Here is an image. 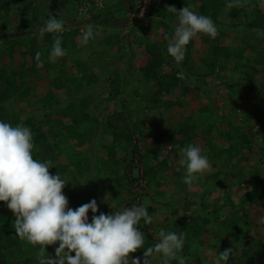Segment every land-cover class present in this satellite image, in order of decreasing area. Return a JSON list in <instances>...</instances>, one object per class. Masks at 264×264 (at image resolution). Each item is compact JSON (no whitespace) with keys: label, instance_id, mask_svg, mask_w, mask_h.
<instances>
[{"label":"trees","instance_id":"obj_1","mask_svg":"<svg viewBox=\"0 0 264 264\" xmlns=\"http://www.w3.org/2000/svg\"><path fill=\"white\" fill-rule=\"evenodd\" d=\"M16 1L22 2L26 8V14L10 16L14 10L11 0H0V27L7 25L6 23L9 21L14 23L19 21L18 24L23 25L27 16L34 22V27L20 32L0 34V41H2L0 43V119L13 125L24 123L32 128L34 157L43 161H52L55 165L49 171L53 174L60 172L65 180H69L62 189L69 199V206L76 208L84 204V202L76 203L75 198L77 196L69 191L68 184L74 176L81 178L86 171L92 169V162L83 163L76 152L66 147L67 144L72 139L77 141L79 145H85L88 142L93 144L100 135H110L112 137L110 142H103L101 145L107 150V161L104 160L105 165L102 171L106 176L101 180V183H109L110 181L108 196L100 197L103 212L107 213L111 201L123 197L125 189H130L140 179H144L145 186L142 193L136 192L135 194L139 200L146 191V196L151 199V203L147 202L148 205L146 206L149 207V214L153 218L161 210L166 213L165 216L174 215L178 230L184 233L186 243L196 241L208 231L214 232L219 237L215 244L210 245V248H216V253L209 254L207 251H201L199 255L194 254L198 260L197 264H204L206 260L214 263L215 254H220L226 245L234 247V255H230L229 264H264V240L259 237H248L249 209L253 205V199L264 198V185L258 184L242 194L218 190L217 196H213V192L221 185L223 177L234 173L237 161L239 159L249 160V156L245 153L252 151L253 144L258 141L261 142L258 147L264 151V99H255L256 108L249 114L248 120H251V125L247 132L242 128L240 134L234 136L227 145L217 147L210 141L212 150L217 154L220 153L222 162L216 169L203 175L204 178L197 183L201 187H197L194 195L190 194L188 184L181 183V191L184 193L181 207L183 214H178L179 209L174 208L167 215L168 210L163 209L159 204L160 198L166 195V191L161 187L166 184L168 175H171L167 173V170L176 166L179 148L191 142L199 134L197 133L199 122L196 117L171 124L164 111L171 112L175 106L176 108L182 107L184 103L182 97L187 96V90L192 85L188 80V74L193 73L197 81H202L206 85L209 77L210 79L222 78L220 66H227V64L232 63L230 62L232 59L234 64L232 68L237 73L238 78L235 82H229L228 87L240 88L242 82L246 80L252 82L246 72V65L240 61L246 52H248L246 56L247 65L251 63L252 69L256 67H253L254 64L258 65L264 71V44L260 46L254 42L251 33H264V5L258 0H248L245 7H232L229 0H200L201 4L197 6L199 13L211 17L214 22H219L221 13L226 10L233 27L236 29L232 43L227 45L219 42L221 35L227 34L220 30L214 39L205 37L201 33L197 36L199 42L192 40L187 45L184 60L179 64L169 66V63L172 60L175 62V60L167 53V37H170L174 32L177 18L173 13L170 14L171 16H164L154 4H152L148 18H152L154 14L157 15L160 18L159 22L164 25V30L161 33H155L154 40H151L150 31H148L150 27H153L151 23L146 22L140 26L133 24L137 19L135 14L136 0L116 1L111 8L95 9L94 13L88 14L89 16L82 15L80 18H70L67 14L60 12L64 10L63 0H41L43 5L41 12L38 10L37 0ZM178 3L179 9L185 6V2L179 1ZM56 8H60V11ZM72 11L74 10L72 9L71 13ZM50 13L55 14L58 19L65 22L62 33L63 46L67 54H70L69 62L75 71L70 76L67 70L69 64L64 62L67 54L64 57L50 60V51L55 34L45 33L42 38L38 35L39 28L43 26ZM115 14H120L116 22ZM21 18L23 19L21 20ZM110 19L114 20L115 27L119 24L129 26L128 32L131 36L137 31H142L145 35V38L139 40L138 43L141 47L136 58L137 70L141 72V77L145 83L149 86L152 84L154 90L147 93V88H145L146 92L140 93L145 104V106L137 108L143 110L141 117L129 118L130 116L126 114L125 109L114 106V109L104 117V122H102V112L99 111L98 115L94 114L91 106L94 105L98 109L102 107L100 105L105 104L96 102L92 96L94 91L87 92L85 90L86 86H91L101 79L100 74L95 70L97 65L99 66V64H95L98 57L94 56L100 51L92 50L89 46L91 40L84 44L81 42L82 39L78 37L81 36V27H86L87 24L91 23L97 25L96 28L99 30L98 26L101 24L110 25ZM29 35H32V38L28 37L24 44L22 40ZM262 38L264 39V34ZM38 39H42L46 43L38 44ZM136 39H133L131 44L136 43ZM105 41L108 52L118 50L127 55L130 51L122 34H110L106 36ZM21 44H24L25 47L21 54L27 52L31 56V61L28 60L22 64H32V61L33 63L37 61L36 53L39 52L41 54L40 60L43 61L44 75L48 76L50 85L46 94L37 100L38 103L42 104L44 112L40 115L28 112L24 118L22 117L25 111L23 105H20L17 110H11L7 104L19 99L25 102L24 99L34 92L33 86L24 79L27 70H24V67L15 69L12 60L8 64H4L1 58L2 55L6 54L14 60L13 55L16 52V47ZM85 49H87V54H83ZM201 49L205 51L211 49L212 55L215 57L210 60L202 56L201 68L192 72L193 64L190 62L194 54ZM104 81L110 87L106 99L114 100L120 94L122 77L118 71H112L104 78ZM176 89H180V94L175 99L168 98L167 96L172 95ZM57 90L59 92H56ZM162 96L166 99L161 100L160 97ZM64 102L66 103L63 104ZM144 107L148 108L147 112H145ZM212 109L211 104L206 103L199 111L211 113ZM50 113H57L58 116L51 118L49 117ZM227 117L223 116L224 119H228ZM151 120L155 121V127L159 130L154 137L158 145L153 147L149 146L146 139V136H150L147 128ZM203 125L207 131L213 130V124L209 122V119L204 120ZM254 126H257L255 130H253ZM162 142H166L165 144L169 149L168 155H164L159 146ZM169 145L172 147L170 148ZM94 147L96 148L95 145ZM135 155L140 158L142 172L132 175V173H126V169L128 168V172L133 169L132 164ZM62 156H66L69 162H63ZM107 163L111 165H107ZM71 165L74 168H71ZM253 173H258L257 167H254ZM170 198L169 196L165 201L167 205L170 204ZM153 202L156 204H152ZM14 224V213L6 206V202L0 201V264H38L36 255L39 246H33L21 240L15 232ZM168 225L164 226L166 232L171 231ZM139 227L141 231L145 232L148 227L154 228V225L153 223L143 224ZM155 243L148 236L143 250ZM56 246H58V242ZM189 246L187 245L184 249L188 250ZM143 250L137 249L130 256L140 257L142 262ZM175 263L173 261V264Z\"/></svg>","mask_w":264,"mask_h":264},{"label":"rangeland","instance_id":"obj_2","mask_svg":"<svg viewBox=\"0 0 264 264\" xmlns=\"http://www.w3.org/2000/svg\"><path fill=\"white\" fill-rule=\"evenodd\" d=\"M63 9L60 11V8H56L58 11L63 12L64 14H67L70 18H80L83 14L79 12V2L78 0H63ZM123 2L124 0H102V6L100 8H111L112 4L114 2ZM139 1V0H138ZM179 1L185 2L184 5H188L190 7H193L195 11L199 12L197 9V6L201 4L200 0H152V4L156 5V8L159 9L164 16H171L172 13L167 11L168 6H175L177 9H179ZM261 2V4L264 5V0H258ZM41 0H37L36 4H38V10L41 12L43 10V5L41 4ZM138 3V2H137ZM13 13L12 15H25L26 14V8L22 5V2L11 0ZM54 9V10H56ZM72 11L71 13V10ZM97 9L95 3L92 4L91 9L88 10L87 14L83 16H89L88 14L94 13ZM70 10V11H69ZM222 10V9H221ZM171 14V15H170ZM120 14H115V22L117 20V17ZM149 16L141 17L140 20L138 18L135 20L136 22L133 23L136 26H140L144 23H151L153 27H150L148 31H150V38L151 40H154L155 33H161L164 30V25L159 22L160 18L157 15H153L152 18H148ZM19 18V17H18ZM23 18H21L22 20ZM176 19V18H175ZM172 19V20H175ZM25 22H23V25L17 21V23L14 22H7V25H4L0 27V34H6L10 32H20L24 31L25 29H30L34 27V22L27 16V19H24ZM111 24L114 23V20H109ZM217 27L218 31L226 32V35H221L219 38V42L221 44H231L232 38L234 37L236 33V29L233 27L231 18L228 17V14L226 10L221 13L219 17V22H214ZM110 25H104L101 24L98 26L99 30L97 33V37L95 39H92L89 42V46L92 48V50L100 51L94 56L97 58L95 60V64L97 67L95 70L100 74L101 79L94 83L91 86H86L85 90L88 91H94V95H92L97 103H103L105 105L101 108H96L94 105L91 106L92 111L94 114L98 115L99 111L102 112L101 120L104 122V117L112 111L115 107H118L119 109H125L126 114H129V118H137L141 117L143 110L137 109L138 107L145 106L143 99L140 95L142 92H146L145 88H147V93L151 92V90H154L152 84L149 86V84L145 83L143 78L141 77V72L137 70L138 65L136 63V58L139 52V48L141 47L139 43V40H143L145 38V35L142 33V31H137L133 36L128 32L129 26H124L122 24H119L117 27L114 26V24ZM97 27V25H95ZM85 27H81V36H79V39H82L83 41V31ZM251 32V31H250ZM122 34L123 39L126 41L128 45V49L130 50L127 55H124L122 52L118 50H113L111 52H108L107 45L105 38L106 36L110 34ZM252 33V40L262 46L264 44V39L262 38L263 34L262 32H251ZM205 37H209L206 34H203ZM28 37L32 38V35L26 36L22 42H26V39ZM219 37V36H218ZM136 39V43L131 44L133 39ZM195 42H199L198 38L193 39ZM21 42V43H22ZM38 44H45L42 39L37 40ZM24 44H21L20 46L17 45L16 52L13 55V59H11L8 55H2V62L4 64H8L10 60L14 62V68L15 69H21L24 67V70H27L26 76H24V79L28 80V82L33 86V91L30 96H28L25 102H22L23 100L19 99L14 102H11L7 104V107L11 110H17L20 105H23L24 112L22 117H26V114L28 112H31L32 114L40 115L44 112V109L42 107L41 103H38L37 100L39 97H42L46 94L48 91L50 85H49V78L47 75H44V70L42 65L37 66V61H32V64H22V62L31 61V56L26 52L21 54V51H24L25 47ZM131 44V46H130ZM84 50L83 54H87ZM212 50L208 49L205 51L204 49H201L199 52L195 53L193 56L192 61L190 62L192 65V72H196L201 68V57L205 56L208 59H213L215 56L212 55ZM95 52V53H96ZM101 53V54H100ZM93 54V53H90ZM245 56H243L240 61L246 65V72L248 73V76H250L249 80H246L240 84V88H229L228 84L229 82H235L238 78L237 73L233 71L232 68L233 61L232 59L227 64V66L221 65V74L223 75L222 78H208V82L203 84L202 81H197L196 77L193 75V73L189 77V82L192 84L189 86V89L187 90V96L182 97L184 99V103L182 107H177L170 111H164L165 116L168 117V120L171 124H177L180 121L183 120H189L191 118L196 117L197 121L199 122V126L197 128V133L195 138L189 143H195L198 144L204 149V152L206 155H208L211 168L209 171H212L217 168L218 165L221 164L220 159V153H216L212 150V147L210 146V141L213 142L217 147L222 145H227L234 136L237 134H240V130L245 129L247 132L251 125V120L249 119V114L251 111H253L256 107L254 101L255 99H264V71L263 68L259 67L258 65L254 69L251 67V63H246L248 52L244 53ZM69 56L70 54H67V57L64 59V62L69 64V76L73 72L75 73L73 67H71V63L69 62ZM94 58V57H93ZM95 59V58H94ZM63 62V61H60ZM59 63V62H58ZM172 64H177L173 60L169 63V66ZM250 66V67H249ZM135 67V68H134ZM240 68V67H239ZM242 68V67H241ZM112 71H118L119 75L122 77L123 81L121 83V89L120 94L117 98L114 100H107L106 97H108V92L110 90V87L105 83L104 78L109 75ZM55 74V73H54ZM253 85H250L252 84ZM200 85V86H199ZM1 86V85H0ZM137 91V93H136ZM180 89H176L172 95L167 96L168 98L175 99L179 93ZM56 92H59L57 90ZM161 100L166 99V97L162 96L160 97ZM64 102L63 104H65ZM206 103L211 104L212 106V112H206V111H199L202 106ZM94 104V102H93ZM145 112L148 111V108L144 107ZM57 113H50L49 117H57ZM224 117H227L228 119H224ZM209 119V122L213 124V130L211 132L207 131L205 126L203 125V121ZM43 120V117H42ZM156 123L154 120H151L148 124L147 131L150 133V136H146V139L148 141L149 146H157L158 144L154 140V137L158 134V128L155 127ZM241 127V128H239ZM257 126L253 127V130H255ZM87 130V128H85ZM112 137L100 135L97 140L94 141L93 144H90V142L86 143L85 145H79L77 141L70 140L69 144H67V148H69L71 151L76 152L82 159L83 163L92 162V169L86 171V173L83 174L81 178H78V176H74L72 181L68 184L69 185V191L73 194H76V203H87L90 202L91 199L95 198L98 203V212L97 215L100 212H103L102 210V202L100 201V197L108 196L109 190H110V181L109 183H101V180H103L106 176L102 173L103 167L105 165V161L107 158V150L102 147L101 145L104 143L110 142ZM136 142V140H135ZM166 142H162L159 144L161 149L163 150L164 155H168L169 149L167 148ZM261 142H257L253 144V149L247 154L249 156V160L247 159H239L236 163L235 171L234 173L227 174L223 177L221 185H219L218 189L213 192V196H217L218 190H225V191H232L235 193H245L251 188H254L258 184L264 185V151H262L258 146ZM186 144V145H187ZM96 146V148L94 147ZM185 145V146H186ZM184 147L181 146L179 148L176 160H178L182 153L180 152V149ZM247 152V151H246ZM223 155V154H222ZM123 156V155H121ZM63 162H69L68 158L66 156H62ZM105 160V161H104ZM107 165H111L110 163H107ZM107 167V166H106ZM105 167V168H106ZM133 169L131 171H127L126 173H132V175L141 174L142 172V164L140 161V158L135 155L134 162L132 164ZM254 167L258 168V173H253ZM71 168H74L73 165H71ZM249 169V170H248ZM169 177L166 179V184H164L161 188L166 191V195L162 196L160 198L159 204L163 209L168 210V214L171 213L172 209L177 208L179 209L178 214H183L182 212V205H183V195L184 193L181 191V183L183 182L180 178V172L177 169V166H175L172 169L167 170ZM204 177H199L195 182H193L190 186V194L194 195L197 187L200 186L199 183ZM195 184V185H194ZM145 186V180L140 179L136 184H134L130 189L124 190L123 197L119 199H115L111 201L110 205H116L118 207L125 206L130 207L133 203H141L145 206L148 205V203H151V199L146 196V191L143 193V196L141 199L138 200V197H136V192L139 194L142 193L143 188ZM201 187V186H200ZM206 187L204 186V189ZM145 196V197H144ZM171 197L170 204L167 205L165 203L166 199ZM238 199V197H235ZM253 205L250 206L249 209V215L248 220L250 222L249 224V233L248 237L250 238H262L264 240V198L263 199H253ZM148 202V203H147ZM152 204H156V202H153ZM108 206V211L113 212L116 209L114 207ZM89 219H91L93 213L91 210H89ZM166 213H164L163 210H161L152 220V223L154 225V228L148 227L147 230L144 232L147 238L150 236L151 240L153 242H158L159 239V232L161 229L165 231L164 226L166 224H169L171 231L172 230H178V225L175 222L174 215L165 216ZM191 218V217H188ZM187 218V219H188ZM143 225V223H141ZM182 232V231H181ZM183 233V232H182ZM219 240V237H217L214 232H205L201 237L197 238L196 241L191 242L188 241L187 243H184L183 247V255L185 256L186 260L188 261V264H197L198 260L194 257V254L199 255V252L201 251H207L209 254L216 253V248H210V245L215 244ZM187 245H190L188 247V250H185L184 248L187 247ZM227 246V245H226ZM224 246V249L229 248V246ZM55 247L56 245H49L46 249L47 252L54 256L55 255ZM143 250V248H139ZM146 249V248H145ZM143 250V252L145 251ZM216 255V256H215ZM215 258L219 256L220 254H215ZM210 256V255H209ZM215 258L214 263L212 261L206 260L204 264H215ZM161 257L158 254H154L153 257H151L152 264H159ZM203 260V259H202ZM203 262V261H202ZM176 264V263H175Z\"/></svg>","mask_w":264,"mask_h":264},{"label":"clouds","instance_id":"obj_3","mask_svg":"<svg viewBox=\"0 0 264 264\" xmlns=\"http://www.w3.org/2000/svg\"><path fill=\"white\" fill-rule=\"evenodd\" d=\"M137 1L135 14L140 20ZM247 3L248 0H229L232 7H245ZM167 11L177 18L174 32L167 37V53L177 64L184 60L187 45L199 34L212 39L217 36L218 27L213 19L193 7L185 5L177 9L170 5ZM64 28L65 22L52 13L39 28L41 38L45 33L55 34L50 60L67 54L63 46ZM97 33L95 25L87 24L82 43L95 39ZM40 55L36 53L37 66L43 64ZM33 149L34 133L30 126L13 125L0 119V201L6 202L14 213V228L20 239L39 246L38 264H152L154 254L161 257L159 264H173V261L188 264L183 255L185 235L174 230L161 229L158 242L147 246L143 252L142 262L140 257H131V253L145 246V233L139 226L152 223L149 207L140 203L130 207L109 204L116 210L97 215L99 206L95 198L76 208L70 207L69 199L62 191L69 180H65L60 172L51 173L49 169L55 164L35 158ZM180 152L182 155L175 165L185 184L191 185L210 170L209 157L200 145L189 143ZM89 210L93 213L91 219ZM57 242L52 256L46 248ZM230 255H234L233 246L223 250L215 258V264H229Z\"/></svg>","mask_w":264,"mask_h":264},{"label":"built area","instance_id":"obj_4","mask_svg":"<svg viewBox=\"0 0 264 264\" xmlns=\"http://www.w3.org/2000/svg\"><path fill=\"white\" fill-rule=\"evenodd\" d=\"M152 0H139L137 1V7L139 9L138 16L145 17L150 14L152 7ZM92 3H95L96 7L102 6V0H79V12L83 15L87 14L91 9Z\"/></svg>","mask_w":264,"mask_h":264}]
</instances>
